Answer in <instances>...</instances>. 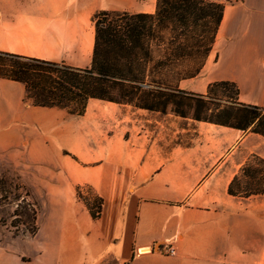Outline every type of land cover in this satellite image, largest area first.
Returning <instances> with one entry per match:
<instances>
[{"label":"crops","instance_id":"obj_1","mask_svg":"<svg viewBox=\"0 0 264 264\" xmlns=\"http://www.w3.org/2000/svg\"><path fill=\"white\" fill-rule=\"evenodd\" d=\"M158 0H0V51L91 66L97 11L154 13ZM225 4L201 72L181 89L231 81L264 108V0ZM0 77V165L23 174L39 205L35 234L0 228V264H261L264 225L229 194L264 135L98 98L84 114L26 101ZM103 198L93 219L77 196ZM244 208V211H242ZM173 245L175 255L158 246ZM264 264V261H263Z\"/></svg>","mask_w":264,"mask_h":264},{"label":"trees","instance_id":"obj_2","mask_svg":"<svg viewBox=\"0 0 264 264\" xmlns=\"http://www.w3.org/2000/svg\"><path fill=\"white\" fill-rule=\"evenodd\" d=\"M224 9L225 4L209 0H158L154 13L100 10L93 16L96 37L90 67L75 68L0 51V77L23 83L26 101L35 106L58 107L82 115L88 101L98 98L172 111L182 117L264 135V108L240 102L236 83L213 82L205 94L179 87L181 80L201 72ZM188 100L192 101L190 110ZM82 188L77 187L78 198L92 218L98 219L103 198L96 193L93 199L85 197ZM24 189L31 198L30 190ZM228 192L243 198L264 195V158L252 155L231 181ZM24 202L25 214L33 222L28 233L35 234L37 204L27 198Z\"/></svg>","mask_w":264,"mask_h":264},{"label":"rangeland","instance_id":"obj_3","mask_svg":"<svg viewBox=\"0 0 264 264\" xmlns=\"http://www.w3.org/2000/svg\"><path fill=\"white\" fill-rule=\"evenodd\" d=\"M187 91V90H186ZM184 107H187V102H184ZM192 101L188 100V110ZM31 168L29 165L22 164V169L13 167L9 164L0 165V228L10 229L14 233H28L32 228L33 222L31 216L25 214V202L24 198L28 201L35 202L39 208L37 199L31 195V198L26 196L27 188L30 190L26 177L23 174H29ZM91 191L92 195H91ZM31 192V190H30ZM85 197L94 196V190L88 186L83 187L81 190ZM245 203L244 208H255L257 226L260 230L264 225V195H253L249 199H242ZM242 208V211H244ZM17 210V212H15ZM31 212V208H28ZM19 214V216H15ZM264 261V259H263ZM263 261L261 264H263Z\"/></svg>","mask_w":264,"mask_h":264},{"label":"built area","instance_id":"obj_4","mask_svg":"<svg viewBox=\"0 0 264 264\" xmlns=\"http://www.w3.org/2000/svg\"><path fill=\"white\" fill-rule=\"evenodd\" d=\"M235 1H237V0H235ZM157 248H158V250H160L165 255H175L177 252L173 245H169L166 247L158 246Z\"/></svg>","mask_w":264,"mask_h":264}]
</instances>
